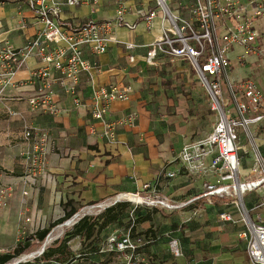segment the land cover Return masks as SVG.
<instances>
[{
    "label": "crops",
    "instance_id": "1",
    "mask_svg": "<svg viewBox=\"0 0 264 264\" xmlns=\"http://www.w3.org/2000/svg\"><path fill=\"white\" fill-rule=\"evenodd\" d=\"M30 1L0 0V50L6 43L23 48L40 29L29 6ZM124 1L127 5L125 20L137 24V27L131 31L116 26L113 32L116 41L110 43L104 55L95 57L89 49H85V59L96 60L100 67L80 78L78 91L82 107L75 108L71 97L63 92L59 84L54 83L55 101L63 112L49 115L30 109L28 100L37 89L32 81V71L41 66L36 58L27 59L14 77V86L1 97L0 175L5 185L13 187L8 207L0 212L1 254L11 252L20 242L62 218L67 203L70 204L69 210L75 208L79 209V213H91V209H101L103 205L127 202L135 195L131 193L142 192L144 186L149 184L152 188L156 187L159 199L180 208H154L157 210L155 218L138 226L142 236L156 243L161 237L176 235L178 229L162 233L157 231L153 225L160 219L167 224L181 220L182 224L187 225L181 241L183 257L174 259L173 264H252L246 244L239 237L244 227L219 220L220 213L233 211V207H226L223 200H215L213 206L204 205L202 200L183 207L188 200L200 195L202 181L182 169L178 161L179 153L186 140L202 139L212 129L209 133H200L196 128L199 122L193 117L186 120L183 109L175 103L173 105L164 91L158 97L151 94L155 90H151L148 85L146 56L150 46L161 35V17L149 29L137 11L154 10L155 1ZM116 11L117 0H100L95 7H65L60 23L70 29L88 21L115 22ZM127 43L137 48L127 51ZM242 53L243 49L236 48L230 54L231 75L236 81L251 74L249 64H254L256 60L254 56L248 55L247 62L242 66L237 60ZM130 55L135 56L134 63H130ZM110 85H131L134 93L129 102L113 103L107 119L113 122L130 114L138 118L134 127L120 126L116 129L117 142L114 144H110L103 136L104 126L92 118L89 109L94 89ZM26 126L47 132L56 143V150L48 159L47 176L41 178L35 187L25 186L21 181L24 170L19 153L23 148ZM251 164V159L243 164L244 175L249 172ZM165 172H175L177 176L167 178ZM121 193L126 194L116 197ZM262 196L260 192L247 194L244 199L247 208H254ZM196 209L199 213L194 216L193 211ZM258 214L264 219V210ZM62 226L50 234L53 244H46L47 240L35 242V246L22 255L29 261L16 264L31 263V259L41 254L42 249L45 252L54 246L60 241L58 229ZM113 229L116 231V228H111L109 235L114 232ZM77 239L81 242L80 238H75L72 240L73 246L72 241L69 243L75 256L73 264H102L98 259L120 258L110 252L78 254ZM154 249V246L149 249L153 255L156 253ZM114 264L121 263L117 261Z\"/></svg>",
    "mask_w": 264,
    "mask_h": 264
},
{
    "label": "built area",
    "instance_id": "2",
    "mask_svg": "<svg viewBox=\"0 0 264 264\" xmlns=\"http://www.w3.org/2000/svg\"><path fill=\"white\" fill-rule=\"evenodd\" d=\"M154 1V10L137 11L149 29L161 17L162 32L150 46L147 65H154L155 59L163 54L188 58L208 95L211 110L217 114L211 133L199 140H186L179 153L182 169L202 181L200 195L188 200L183 207L202 200L206 206H213L215 200L225 201V206L233 207V211L220 213L219 220L233 226L242 225L244 229L239 237L246 244L251 263L264 264V219L258 214L264 210V85L261 78L264 75V0H184L181 7L189 10L192 19L183 17L178 8L175 9L173 4L178 0ZM99 3L100 0H31L29 6L41 27L23 48L6 43L0 50V100L6 90L14 86V77L27 59L36 58L41 66L32 71L37 89L28 100L30 109L49 115L63 112L55 101L54 83L71 97L75 108L82 107L78 91L80 78L100 67L96 60L85 59V49L95 57L104 55L110 43L116 41L113 35L116 26L131 31L137 27L125 20L127 5L124 0H117L115 22L88 21L70 29L60 23L65 7H95ZM125 48L134 51L137 46L127 43ZM236 48L243 49L237 57L239 64L245 65L248 55L254 56V65L257 64L251 66L252 72L247 78L238 81L231 75L230 54ZM129 61L134 63L135 56L130 55ZM133 93L131 85H110L93 91L89 109L92 118L104 126L103 136L110 144L117 142L118 127L136 125L135 114L113 122L107 119L112 104L129 102ZM55 150L56 143L47 132L25 127L23 148L19 153L24 170L22 184L35 187L47 176L48 159ZM249 159L252 164L244 175L243 164ZM176 176L175 172H165L167 178ZM156 192V187L148 184L142 192L131 194L160 201L159 206L164 209L180 208L159 199ZM254 192L263 196L254 208L248 209L245 196ZM12 193L13 187L5 185L0 175V212L7 208ZM123 194L126 193L116 197ZM193 212L197 216L199 210ZM112 241L114 244L101 253L121 254L124 264H137L134 260L138 258L135 254L140 246L132 242L130 232L119 241ZM170 250L175 258L183 257L178 239H171ZM43 253L44 250L40 255ZM14 261L9 264L19 262ZM23 261L29 260L21 256Z\"/></svg>",
    "mask_w": 264,
    "mask_h": 264
},
{
    "label": "rangeland",
    "instance_id": "3",
    "mask_svg": "<svg viewBox=\"0 0 264 264\" xmlns=\"http://www.w3.org/2000/svg\"><path fill=\"white\" fill-rule=\"evenodd\" d=\"M183 4H185L184 0L174 1L175 9L178 8L179 13H181L183 17L192 19L189 10L181 7ZM256 65L257 64H249V66L254 67ZM258 71L261 73L260 69H258ZM145 73L148 74L147 78L150 89L155 90V92L153 91L154 93L151 94H154V96L158 97V95L164 91L166 98H168V100H170L173 105L175 103L179 106V108L183 109L184 115H187L186 120L187 118L193 117L196 122H199L198 125L196 124L197 131L199 130L200 133H209L211 131L217 121V114L211 110L208 95L205 89L202 87L197 73L194 71L191 61L188 58H173L165 54L160 55L155 59L154 65L147 66ZM261 78L264 85V75H261ZM151 208L156 207L143 205L138 206L136 204L130 203L127 210H125L123 213L124 216L122 217L121 221L117 223V226H115L116 231L113 229L114 232L109 235L108 232L110 231L108 229L104 231L102 235L96 236L93 241L81 240L80 242L77 239V253H90L92 247L97 248L99 253H101L103 250L107 251L109 247L114 244L112 239L119 241L125 234L130 232L132 242L138 243L140 246L136 250L135 254L138 256V258L134 260L137 262V264H173L174 259L176 258L170 250V241L171 239L176 238L180 241L182 246L181 241L184 239L187 225L182 224L181 220H178V222L174 221L172 224H167L166 221H161L160 219L159 222H156L153 225L156 227L157 231L162 233L168 231L170 232L172 229L174 231L178 229V232L176 235L174 234L168 235V237H161L156 243L151 242L150 238L147 239L142 236L143 233L139 232L138 226L136 224V219L140 214L147 213L151 215L153 211ZM101 211L102 209L96 208L94 211L91 209V213L88 211L79 213L77 217L71 220V222L68 221L66 224H64V226L58 229L59 239L62 240L68 232L74 230V223L78 221L77 218L80 217L79 219H81V217L84 216H98L104 212ZM155 215L156 213H153L152 219L155 218ZM163 219L164 217L162 220ZM112 228H114V226ZM53 242H51L49 237L46 241V244L51 245ZM73 245L74 241L71 242V246ZM152 246H154V250L156 252L154 255L151 254V251L149 250ZM112 254L119 255L120 258L115 257L114 259H109L108 257H103L98 259L101 260L99 263L114 264L115 262L117 263V261H119V263L123 264L122 262L124 259L120 254ZM36 258H41V255L39 254L37 257L35 256V259ZM35 259L31 260L34 261ZM16 260L21 262V257ZM16 260L14 262H16Z\"/></svg>",
    "mask_w": 264,
    "mask_h": 264
},
{
    "label": "trees",
    "instance_id": "4",
    "mask_svg": "<svg viewBox=\"0 0 264 264\" xmlns=\"http://www.w3.org/2000/svg\"><path fill=\"white\" fill-rule=\"evenodd\" d=\"M129 204L130 203H119L109 209L107 208L98 216H85L83 220L75 225L73 231L68 232L62 240L48 248L41 255V258H36L33 262L26 264H73L75 257L70 250L69 243L75 238H80L83 241H93L96 236L102 235L104 231L108 229L110 231L113 226L116 228L115 226L121 221L124 216L123 213L127 210ZM69 206V203L64 205L65 215L62 218L51 223L47 228L39 230L24 242H20L11 252L0 254V264H9L20 258L35 246V242L41 243L46 241L54 229L70 221V219L79 212V209L72 208L69 210ZM151 209L153 210L151 215L146 213L140 214L137 217V226L153 220L152 215L156 213L157 210L154 208ZM90 253L98 254L99 250L92 247Z\"/></svg>",
    "mask_w": 264,
    "mask_h": 264
},
{
    "label": "bare ground",
    "instance_id": "5",
    "mask_svg": "<svg viewBox=\"0 0 264 264\" xmlns=\"http://www.w3.org/2000/svg\"><path fill=\"white\" fill-rule=\"evenodd\" d=\"M127 202L133 203V204H145V205H150V206L161 205L160 201L152 200V199H143L142 197L137 196V195L131 196ZM108 206L109 205H104V206H102L101 209H106V208H108Z\"/></svg>",
    "mask_w": 264,
    "mask_h": 264
},
{
    "label": "water",
    "instance_id": "6",
    "mask_svg": "<svg viewBox=\"0 0 264 264\" xmlns=\"http://www.w3.org/2000/svg\"><path fill=\"white\" fill-rule=\"evenodd\" d=\"M117 203H119V202H116L115 204H117ZM100 204H101V203H99V204H97V205L89 206V207L98 206V205H100ZM115 204H114V205H115ZM114 205L109 206L108 209L111 208V207H113ZM78 213H79V212H78ZM78 213H77L76 215H74V216L70 219V222H71V220H72L73 218H75V217L78 215ZM84 218H85V217H82L81 219H79L76 223H74V226L77 225V224H78L81 220H83Z\"/></svg>",
    "mask_w": 264,
    "mask_h": 264
}]
</instances>
